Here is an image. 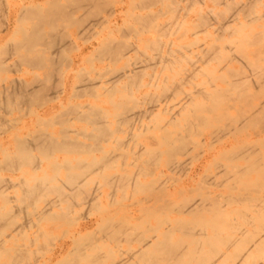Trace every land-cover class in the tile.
Here are the masks:
<instances>
[{
  "label": "rangeland",
  "instance_id": "1",
  "mask_svg": "<svg viewBox=\"0 0 264 264\" xmlns=\"http://www.w3.org/2000/svg\"><path fill=\"white\" fill-rule=\"evenodd\" d=\"M11 1L20 3L27 0ZM104 1L109 7L105 4L106 6L102 7L103 9L106 7L105 11L99 9L102 11L98 10L101 13L99 15L95 14L97 17L92 14L95 11L93 9L90 12V9L75 8L73 11L70 8L69 11V13L74 12V14L70 13L71 19L75 16L72 21L74 26L76 23L79 24L86 21V23L89 22L87 24L84 23L86 26L82 25V23L79 25L85 26V29L92 27L95 31L92 29L88 32L89 29H86V34L84 35L85 31H83L80 37L77 33L79 32L78 29L80 30L82 27L78 29L76 27L71 28V26L73 27L71 24H69L71 25L70 27L59 26L58 29H63V33L62 30L61 33L66 36V39L71 41L74 38L73 44L79 49L82 48L81 51L77 50V53L76 48L73 50V44L71 48L70 41L68 42L70 44V47H68L70 52L68 59L75 57L76 62L73 71L70 70L69 65H66V60H68L66 54L68 52L64 51L65 57L62 54L61 59H58L62 63V60L64 62L66 58L65 66L63 63H60L61 67L58 66L62 72L64 71V78L62 77L63 74L62 76L50 75V81L47 82L48 75L46 76V74L48 72L46 71H48V68L44 65L43 68L46 67L47 69L45 68L43 71L40 68L41 71L35 67L33 69L36 70L32 69L33 74L31 75L30 68L32 67H26V65H21V63L18 65L16 56L13 57L12 61L9 59V66L13 64L11 62H14V68L12 66L10 70H0L1 89L6 84L8 85V82L11 83L10 79L16 83L19 79L21 84L27 85V87H35L36 90L39 89V86H47L49 94L47 93L46 95L47 87H44L45 92H43L45 94L41 93L46 98L53 92L51 90L57 91L59 89L57 80L60 78L68 80L69 88L71 84L80 85V81L87 78L93 79L92 81L96 85L92 95L90 93L83 95V93L80 96H76L70 93L71 96L64 97L62 101L63 107L60 106L61 108L57 102L44 104V98H40V103H38L39 101H34L30 102L32 104L26 105V103L22 105L15 102L18 98L16 95H14L15 99L12 97L13 95L9 97L16 104V107L13 104V109H11V106L6 108L5 104H1L2 109L8 110V114L7 111L3 112L5 110L0 107V163L4 161L3 153L17 151L16 137L23 140L28 135L30 138L37 130L58 136L62 125H59L56 119H53V114L55 117L69 109L71 105H91L100 110L104 109L103 111L107 113L106 127L109 128L108 132L111 131L105 139L103 138L100 141L101 144H99L100 142L97 143V146L100 145L97 148L96 144L93 143L94 141L90 137L83 136L82 133L84 130L88 132L92 130V126L86 121L79 119L74 121L72 119L73 115H66L64 118L68 117L69 119L67 127L73 130L75 134L76 132L82 133L81 137L78 136L79 134H74V137H78L77 141L89 147L92 144L91 148L95 145L93 147L94 151L78 153L80 155H77V153L75 155L73 153L54 152L52 157L46 160L44 156L33 151L34 155L40 157L42 172L33 169L35 163L32 160H26L8 168L4 166L0 169V177L5 180L10 179L11 183L15 182L12 185L16 186L22 176L23 179L25 178L30 183H33L31 180L36 175H38L36 177L42 176L43 172H45L44 174H49V176L53 175V171L50 170L55 159L59 163L68 159L67 161L74 165L78 161V156L82 161L93 164L92 169L81 180L88 183L91 191L94 188L95 191L99 190V192H96V201L92 204L97 205L98 208L96 206L88 207V204H81L82 206L78 207L77 205L81 203V200H74L72 204L70 202V205L73 206V211L65 217L66 220H62V217H60V220L58 218H53L56 220L47 218L48 220H42L37 224L38 220L33 215H31V219L30 216L26 217L28 214L24 216L23 211L31 213L34 205L37 206V209H40L44 207L45 203L41 198L34 201L32 198H35V196L33 195L31 196L32 198L30 195V198L25 197V195L26 201L18 200L22 199L23 196L18 185L11 188V183L9 184L10 187L8 186V188L10 189L6 191L8 197L5 198L7 201L0 196V209L3 212H9L8 217L10 218L7 217L9 219L7 221H3V219L0 221V239H5L6 248L13 247L14 244H19V247H22V244L26 245L23 247L28 248L32 253L29 256L30 259L27 258L25 260L28 261L26 262L27 264H36L38 261L48 259L54 249L60 245H66L71 248L73 237L77 238L79 236L78 227L85 223H89L91 226L86 231H83L84 233L81 232L80 235L88 233L89 238L91 236L92 240L96 243L98 242L97 244L93 243L94 247H96L95 245L99 247L101 242V246L114 245L113 242V244L109 242V239L107 241V238L103 237L106 234L102 233L106 229V224L109 227L110 224L108 222L111 223V221L113 222L111 226L114 231L117 228L119 229L120 226H123V229L125 228L124 225L129 226L128 228L131 229L133 237L143 231L147 232L146 229L148 228L147 230H149L151 227H159L160 230L158 228L155 229L161 233L170 225L171 230L175 232H171L173 234L171 236L178 242L177 239L182 235V231L177 228V219L180 217L182 220L200 221L199 219H201L198 213L192 217L189 215L183 216V214L179 216L178 206L185 202H187L185 203L186 205H206V207L209 204L208 208L210 210L212 204L211 210L213 212V209L217 208L215 205H226L225 198L230 194H237V191L241 188L237 181L236 184H239V188H236L238 185L233 184L235 190H230V186L226 182L229 181L227 175L224 177V174H226L225 168L229 164L227 161L229 153L234 148L242 146L245 142L249 143V145L258 142L261 146H258L257 143L254 145L255 149L260 152L264 151L263 143H261L264 139V119L262 118L264 115V0H152L151 2L147 0H102L103 4ZM73 4L71 5L77 6V4ZM106 9H109V11H106ZM110 11L114 13L109 16ZM90 14L92 17H90ZM80 15L81 17L77 19ZM95 17L99 21L104 20L99 29H95L96 26H92V23H95ZM140 18L144 20L143 23H140ZM81 19L84 20L81 21ZM69 21L71 22V20ZM48 27L44 25V30L42 28V31L46 34L49 32L47 31ZM122 29L124 30L121 31ZM96 31H98L96 35L101 34L95 36L96 38L94 39L92 35ZM1 34H4V32ZM18 35L15 38L18 37L20 39L21 34ZM11 36V34L6 35L2 42L3 44H0V48L4 43H6L7 48H10L11 42L8 38H12ZM106 37L112 38V40L114 37V41L118 40L115 41L118 43H116L117 45L121 43L120 46H130L132 51L129 52V59H120L116 63L108 58L105 59V57L104 60L98 59L95 48L97 43ZM76 38L79 39L76 41ZM39 46L42 45L40 44ZM37 48H39L38 45L35 49ZM40 48L39 50L46 52L45 48ZM1 49L5 52L6 47ZM70 49L73 51H70ZM18 54L20 55L21 52ZM22 54L24 53L22 52ZM90 56L93 59L91 61L87 59ZM86 60L90 62H86ZM127 64H129L130 68H134L138 74L131 79L132 82L129 84L127 91L114 93L113 97L110 98L104 90L97 87L102 80L112 77L109 75L110 72L104 74V78L100 79L96 71H102L103 73L109 69L111 71L112 69H121L126 67ZM26 68H29L28 70L30 71ZM91 68L94 70H91ZM35 72L39 79L33 76ZM78 72L80 73L78 74ZM4 78H8L5 79L6 82L2 80ZM232 84H238L241 87L240 92L238 91L239 93L230 91L229 86ZM188 97H192V100L186 104ZM214 98H216L214 101L216 105L209 108L212 105L209 107L208 105L213 103ZM2 99L5 100V97L1 95L0 101ZM41 102L47 106L43 107L44 105ZM182 105L184 107L180 108ZM44 108H48L49 113L42 115ZM256 108L257 110L263 109V114L260 116L261 119H256L260 121L256 123L255 120H251L250 122L255 123L247 125L246 122L242 121V116L247 110L253 111ZM194 114L201 115L206 120V123L202 126L200 125L201 127L198 126L199 128L193 129V133L190 132L191 134L189 132L185 133L187 131L184 132L186 124L190 121L186 119H191L194 122ZM172 117L176 120L174 124L171 123ZM38 119L41 122H38ZM184 123H186L185 127ZM248 124L251 123L248 122ZM180 125L181 128H184L180 129ZM226 126H230L229 130L225 128ZM70 129L67 128L68 131H71ZM179 133H183L181 135L184 137L188 135V139H185V143H188V145H184L187 149L186 152L166 153L168 146L163 142V138L169 136V138L175 139L178 135L180 136ZM28 136L26 139H29ZM139 147H141V152L142 148H145L149 152L157 151V155L153 153L148 155L144 153L147 151L145 149L139 155L137 154ZM182 151H185V149ZM103 157L105 160H103ZM178 161L180 163L175 167L177 165L175 163ZM173 162L174 166L172 167ZM233 163L244 165L242 159L239 158H235ZM70 170L67 171H75L74 169ZM77 170L75 172L79 173L80 171ZM65 172V167H62L58 172L57 178L63 179L67 173ZM257 176L251 173L245 180L254 182L258 177L260 178V176ZM113 177L115 181L120 177L123 180L121 182L120 180L117 181L118 184L112 182L110 186L107 182L112 179L114 181ZM130 180L137 181L140 185L133 184ZM238 180L240 181V179ZM96 182L99 186H96ZM67 189L65 190L67 191ZM6 193L4 196H7ZM250 195L253 197L258 196L254 192ZM47 199L54 200L56 196L51 193ZM61 205L65 206L66 204L63 202ZM208 208L201 213L204 221L205 219L206 221H208L207 219L212 220L210 218L212 213L206 212ZM59 209L53 208L52 212L56 211L55 213L59 214L61 213ZM223 209L225 212L229 211L226 206ZM204 212L206 215H203ZM164 217L168 219L164 220ZM67 218H70V220ZM25 219L32 220L34 227L25 225ZM10 220L11 222L8 223ZM162 220L165 224L161 222ZM163 224L166 227L164 226L163 228ZM2 225L3 227H1ZM21 226L23 227L21 233H12V230L20 229ZM101 226H103L102 229L100 228ZM148 226L151 227L149 228ZM131 227H136L137 232H134L135 228L133 230ZM138 227L142 231L137 229ZM198 227L200 229V226ZM112 228L109 227L108 231L113 232V230H110ZM128 228L126 227L125 230L120 228V230L127 233L130 230L127 231ZM174 228H177L181 233ZM152 229L154 230V228L150 230ZM153 230L152 233L155 234ZM209 230L211 231L210 227L206 230L208 232L205 231V234L209 235L211 233ZM1 231H4V233H1ZM194 231H198L197 226ZM152 233L150 232L151 235H153ZM150 234L148 233V235ZM94 235L98 238L103 237L106 240L104 239V242L97 240ZM144 237H147V235ZM13 238L17 240L14 241ZM132 240L129 239V242L124 240L126 244L123 243L121 245L122 250H125V248L127 250L128 246H130L129 244H131V248L137 247L138 244L136 242L137 245L135 243L132 244ZM105 241L107 242L105 243ZM82 242L88 243V241ZM93 246L91 247L94 248ZM7 258L8 256L6 260L2 258L1 262L6 264L8 262ZM56 260L54 259L52 264H56Z\"/></svg>",
  "mask_w": 264,
  "mask_h": 264
},
{
  "label": "bare ground",
  "instance_id": "2",
  "mask_svg": "<svg viewBox=\"0 0 264 264\" xmlns=\"http://www.w3.org/2000/svg\"><path fill=\"white\" fill-rule=\"evenodd\" d=\"M27 1L26 2L22 1L20 3H13L11 0H0V12H1L0 13V21H1L0 44L4 41L6 35H9V34L12 35L11 36L12 38H10V39L8 38V40L11 42L10 48H7L6 43H4V45H6L5 46L6 47V49H5L6 53L4 51H2V49H1L2 47L5 48L4 45H1V48H0L1 49V51H0V70L1 71H4V69H5V71L10 70V68H12L14 62H11L13 64H11V66H9V63H10L9 59L12 61L13 57L16 56L15 58H17L18 61L17 60H15V61H17L18 65H19V63H21V65L24 64V65H26V67L27 66L32 67V68H30L31 72H32V73L30 72L31 75L33 74V71H32L33 68L36 67L39 70H41L40 68H42V70H43L47 67L48 68V71H46V72H48V74H46V76L48 75L47 76L48 81L46 80L47 82L50 81L49 78H51V76H53V75L62 76V74H63L62 77L64 78V76H65L63 73L64 71L62 72L61 69H59V67H61V65H60L61 61L58 59L59 58L61 59L62 54L65 57V54H64L65 52H68L67 53L68 56L66 54V57L68 59V57L70 56L69 55L70 52H69L68 47L71 46V48H72V44L74 43L73 42L74 38H72V40H71L72 43H71V41L69 39H66V36L62 34L63 29H61L62 33H61V30L58 29L59 26L70 27L71 25H73L72 21L74 20L73 18H75V16H73V18L71 19L70 13L74 14V12L69 13L70 8L72 10L75 8H81L84 10L90 9V12L92 11L91 9H93L95 11H94V13L92 12V14H94V15L98 14L99 15L101 13L99 11H102V10L105 11L106 7L104 9L102 7H104V5L106 4L105 3L106 1H104V4H103L102 0H29L28 2ZM147 1L151 2L152 0H147ZM72 3L77 4V6L76 5H75L76 7L72 6L71 5ZM78 3H82V4H78ZM106 5L109 7L108 4H106ZM99 9H102V10H99ZM109 9H106V11H109ZM96 11L99 13H97ZM113 13H114L113 11H110L109 16L112 15ZM83 14H84V12H83ZM75 15H76V11H75ZM78 15H79V13H78ZM94 15H93V17H94ZM79 17H81V15L78 16L77 19H79ZM90 17H92L91 14H90ZM96 17L94 18L95 23H92V26L93 27L96 26L95 29H97V28L99 29L100 25H102L104 23V20L99 21V20H97ZM66 18H69V19L66 20ZM64 20H65V22H64ZM69 20H71V22ZM82 20H84V19H81V21ZM61 21H63V23H61ZM66 21H67V23H66ZM139 21H140V23L144 22V20H142L141 18ZM145 21H147V20H145ZM81 23H79V24H81ZM84 23H86V21ZM84 23H82V25L86 26V24L89 22H87L86 24H84ZM69 24H71V25H69ZM79 24L76 23L75 26L73 25V27L71 26V28H74V27H76L77 29L81 28L82 26ZM44 25H47V27L48 26L50 27V30L48 27L47 31H49V32H47V34L44 33V31H42V28ZM77 25H79L80 27ZM85 26H83L80 30L78 29V31H79V32L77 31L78 33L76 32L79 36H80V34L83 33V31H85L84 35L86 34L87 28L85 29ZM89 27H90V25H89ZM92 29L93 28L91 27L88 30V32ZM43 30H44V28H43ZM123 30L124 29H122L121 31H123ZM93 31H95V30L93 29ZM98 31L93 32L95 34V35L94 34L92 35L94 37V39L96 38L95 36H97V35L99 36L101 34L99 32L100 34L96 35V33ZM3 32H4V34H1ZM109 32H111V31H109ZM74 33H75V31H74ZM18 34H21L20 39L18 37L15 38L16 35H18ZM109 34H110V36H112L111 33H109ZM79 36H77V37H79ZM107 38L108 37H106L105 39H101V40L99 39L100 42L97 43V46L95 48V50H97V52L94 50L98 54V55H96L94 53L96 55V57L100 60H102V59L104 60V57H105V59L108 58L109 60H111L114 63H116L120 59L128 60L129 59V52L132 51V49H130V46L129 47H127L125 45L120 46L121 43H120V45H117L118 43L115 41H118V40L114 41V37H113V40H112V38L111 39L110 38L107 39ZM77 39H79V38H76V41H77ZM69 41H70L71 45L68 44ZM40 44L42 46H39ZM37 45L39 48L35 49V47H37ZM40 47L45 48L46 52L44 50H39V49H41ZM73 48H74L73 50H75V48H76V51L77 50L81 51V49H82V48L79 49L74 44H73ZM7 49H9V50L6 51ZM22 50H24V51H22ZM73 50L70 49V51H73ZM124 50H125V52H124ZM78 51H77V53H78ZM19 52H21L20 55L18 54ZM22 52L24 54H22ZM91 56L94 57L93 55H91ZM91 56L89 58H87L90 61L93 60V59H91ZM94 59H95V57H94ZM65 60H66V58H65ZM65 60H64V62L62 60L63 65L65 66L64 63L67 61L66 65L67 66L69 65L68 66L69 69L73 71V69L75 68L76 58L71 57L68 60H66V61ZM88 60H86V62ZM90 61H88V62H90ZM43 65L46 67L43 68L44 67ZM121 67H124V66H121ZM121 67H119V68H121ZM13 68H14V66H13ZM26 69L28 70L29 68H26ZM33 70H36V69H33ZM91 70H94V69L91 68ZM109 70L104 71L103 73H102V71L101 72L96 71V74H99L98 75L99 78L103 79L104 74H108L110 72L109 75H111L112 77L108 78L106 80H102L100 82V84L97 86V87H100L102 90H104V92H106L110 96V98L113 97L114 93L127 91L128 86H130L129 84L132 82L131 79H133L134 75L138 74V72H135L134 68L132 69L129 67V64H127L126 67L121 68V69H112V71H111V69H109ZM28 71H30V70H28ZM77 71H79V70H77ZM79 73L80 72H78V74ZM27 74H29V73H27ZM41 74H44V73L41 72ZM139 74H141V73H139ZM33 76H35V78H38L36 72ZM46 76L44 74V77H46ZM53 78H55V77H53ZM5 79H8V78H4L2 80H5ZM31 79H33V78H31ZM92 80L93 79H91V78H87L86 80H81L80 85L77 86V85L71 84V87L69 88L68 80L66 78L65 79L60 78L59 80H57V82H59L58 83L59 89L57 91L51 90L53 92L49 95L48 98H46V96L44 95L45 97H43L41 93L45 92L44 89L47 86L45 87V85H42L43 88H42V86L41 87L39 86V89L37 87L38 90H36L35 87L34 88L27 87V85L21 84L19 82L20 81L19 79H18L17 83L12 82L10 79L11 83L8 82V85L6 84L5 86L2 87V89L0 87V96L2 95V97H5V100H3L4 99L3 98L0 101V105L5 104L4 106H7L6 108H8V107L10 108V106H11V109H13L14 103H13V100H11L9 97H11L12 95H13L12 97H14V95H16V97H18L17 98L18 100L16 99L15 102L21 103L22 105L26 104V103H27L26 105H29L30 102H34V101L38 102L40 100V98H42V99L44 98V101H45V102L43 101L44 104L50 103V102L51 103L57 102L59 104V107L60 106L63 107L62 101H63L64 97L71 96L70 93H72V95H76V96H80L83 93H84L83 95H85L86 93H88V94L90 93L92 95L94 93L95 87H96V85L94 84V82ZM5 82H6V80H5ZM44 82H45V80H44ZM127 82H129V83H127ZM2 84L4 85L3 81H2ZM28 84H30V82H28ZM0 85H1V83H0ZM229 87H230L229 88L230 91H235L237 93L240 92L239 90L241 87L238 84H235V85L232 84ZM29 88H30V90H29ZM47 93L49 94L48 87L46 89V95H47ZM16 97H14V99ZM215 99L216 98H214V100L212 101L213 103H210L208 105V107L210 105H212L209 108H212L213 106L216 105L214 103ZM188 100H187L186 104H188V102H190L192 100V97H188ZM38 103H40V101ZM30 104H32V103H30ZM2 105L0 106L1 109H2ZM15 105L16 104H14V106ZM184 105H185V103H184ZM45 106H47V105H44L43 107H45ZM183 107L184 106L182 105L180 108H183ZM69 109L65 110L64 112L62 111L63 113H60L59 115H57L55 117L53 114V119H56L57 123L59 125H62L61 132L59 133L58 136L50 134V133H46L45 131H42V130L41 131L37 130V132L35 134L31 135L30 138L28 135H26L24 137L25 140L24 139L21 140L22 138L17 139V137H16L15 138L16 144L18 145L17 151L15 150L12 153L11 152L10 153H8V152L3 153L5 151L4 150L2 152L4 155V161L2 163H0V169H2V167H4V166L8 168V167H12L13 165L16 166L17 163L20 164L26 160H32L33 163H35V165L33 166V169L38 170L40 172L41 169L43 170V168L41 167L40 159H39L40 157L34 155L33 151L34 152L36 151L37 153H39V155L44 156L45 160L47 158L50 159L54 152H58V153L63 152L66 154L67 153L68 154L73 153L75 155L77 153V155H80L78 153L82 154L83 152L89 153V151H92V150L94 151L93 147L95 145L91 148L92 144L89 147L88 145H85L84 143H83L84 144L83 145L81 142L79 143V141H77L78 137L77 136L74 137L75 133H73V130H71L69 127H67V123H68L69 119H68V117L64 118V116H66V115H68V116L73 115V117L75 116V118L72 117V119L74 121H75V119H79L82 121H86L88 124H90L92 126V130H90L89 132L84 130V132H82V133H83V136H85L87 138L90 137L92 139V141H94L93 143H95L96 146H97V143H99L100 141H102L103 138L105 139L109 135V132L111 133V131L108 132L109 128L106 127V124H107L106 123L107 122L106 114L107 113L103 111L104 109L100 110L99 108H96V107L91 106V105H79V104H77L75 106L71 105V107ZM2 110H5L3 112L7 111V114H8V110H6V109H2ZM260 110L259 109L257 110V108L254 109L253 111L247 110L246 113L242 116V121L244 123L246 122L247 125H253V123L259 122L260 120L257 121L256 119L260 118V116L263 114L262 113L263 109L261 111ZM46 113H49L48 108H44V110H42V115H45ZM36 115H37V113H36ZM262 118L264 119V115ZM193 119H194V122H192L193 120H191V119H186L187 121L190 120L191 122L189 121V123H187V124L184 123V127H185V124H186V127H185V130L184 129L183 130H184V132L187 130L185 133H188V132L193 133V129H196V127L199 128L198 126H200V125L202 126L203 124L206 123V120L201 115L194 114ZM40 120L43 122V120L41 118H40ZM40 120L38 119V122H41ZM251 120H253V121L255 120V122L252 123V122H250ZM175 122H176L175 118L172 117L171 123L174 124ZM248 122L251 124H248ZM65 126L68 129H70L72 131V133H71V131H68ZM184 127H182V128H184ZM229 127L226 126L225 128H227L229 130ZM182 128L180 125V129H182ZM74 131L76 132V130H74ZM82 133L80 132V134H79L76 132L75 135L79 134L78 136L81 137ZM181 134H183V133H181ZM181 134H180V136L178 135V137H176L175 139L169 138V136H165L163 138V142L165 143L166 146H168L166 153L176 154V153L186 152L187 149H186V147H184V145H188V143H185V139L186 138L188 139V135H187V137H184ZM27 136L29 139H26ZM12 140H14V139H12ZM263 141H264V139H263ZM263 141L262 142L260 141L261 143H263L262 147H264ZM174 143H176V144H174ZM245 143L242 144V146H240V147L234 148L229 153L228 160H227L229 164L227 167L225 166L226 167L225 168L226 174H224L225 175L224 177H226V175H227V179L229 180V181L225 180L226 182H228V186H230L229 189L235 190L234 185L238 181V183L240 184V187H241L240 190L237 191V194H230L225 198L226 199L225 200L226 205H215V204H213V205H215V207H217V208L212 207V208H214L213 212L211 210L212 204L210 206V210L208 208L209 204L207 205V207H206V205H195V204L186 205L185 203H187V202L179 205L178 206V213H180V215L178 214L179 216H181V214H183V216L189 215L192 217V216H196V214L198 213L199 217L201 219H199L200 221H193L191 219L190 220H188V219L182 220V219H180L181 217L178 218L177 219V221H178V227L177 228L179 230H181L182 233H181V231H178L177 228H174V229L175 230L177 229L176 231L180 232L183 235V237H181L182 235L179 236L180 238L177 237V238H179V239H177L178 242L176 241V239L175 240L173 239L174 237L172 238V236H171V235H173V234H171V232L172 233H175V232L173 230H171L170 225L167 228L164 225L165 223L163 220L161 221L164 223L163 228H164V226L166 227L164 229L165 230L164 232L162 231L160 233L159 231H157L155 229V228H158L160 230L159 227H151L150 226L151 228H154V230L153 229L152 230L155 234H153L152 230H150L151 228L148 226L150 228L149 229L150 231L147 230L148 229L147 228L146 229L147 232H144V231L141 232L144 235H142L141 233L140 234L138 233L139 235H136V237H133V233L131 234L132 231L130 228H128L129 226L124 225L125 228L126 227L128 228L127 231L130 229L127 233H126V231L120 230V228L123 229V226L122 227L120 226L119 229L116 226L117 229H116V231H114V229L111 226V224H113V222L111 221V223H110L107 221L110 224L109 227L112 228L110 230H113L114 233L108 231L109 227L106 224V229L103 230V232H102V233L106 234V236L104 235L103 237H106L107 241L109 239L110 240L109 242L110 243L113 242L114 245L110 246L111 245L110 244L109 246L108 245L107 246H105V245L101 246V243H102L101 242L100 243L101 247L100 246L98 247V245H95L96 247H94L93 245L97 244L98 242L96 243L94 240H92L91 236L89 238L88 233H87L88 235L85 233L87 236L85 234L80 235L81 232L86 231L91 226L89 223H85V224L80 225L78 227L77 232H78L79 236L77 238L73 237L71 248H68L66 245H60L58 248L54 249V251L52 252L51 256L48 259L41 260L40 262L38 261V263H36V264H52L54 259H57L56 264H141V263H143V264H264V151L260 152L259 150L255 149L254 145L257 144L258 142L251 144V145H249V143H246V144ZM99 144H101V142ZM257 145L261 146L259 143ZM99 146H97V148ZM140 148L141 147H139V152L137 153L139 155H140V153L144 152L145 150H147V151H145L144 153H147L148 155L151 153L157 155V151L149 152L148 149L142 148L143 150L141 152ZM184 149H185V151H182ZM0 150H1V148H0ZM235 158L242 159L244 165L233 163ZM67 160H63L61 163H59L55 159V161H53V163H52V166H51V164H49V166L52 167V169L50 171H53L52 172L53 175H51V176H49V174L48 175L44 174L45 172H43V175L39 176V177H36L38 175L35 174L36 175L35 178L33 180H31L33 183H30V181H27L25 178L23 179V176H22V179H20V181L18 183H16L21 188V192L23 193L22 199L20 198L18 200H22V201L25 200L26 201V199L24 198L25 195H26L25 197H29V195L31 197L33 195V196H35V198H32V197L31 198L34 201L41 198V200H43V202L45 203L44 207H41L40 209H37V206L34 205L31 213L28 211H26V213H25L23 211L24 216H26L28 214V216H26V217L30 216V219H31V215H33L38 220L37 224L39 222H41L42 220H48L47 218H50V219L51 218L52 219L58 218V220H60L61 219L60 217H62V220H66L65 217L70 215L73 211L72 210L73 206L70 205V202L72 204L74 202V200H81V203H78V205H77L78 207L82 206L81 204H85V205L88 204V207L96 206V208H98L97 205H92V204H93V202L96 201V197H97L96 192H99V190L95 191V188H94V190L91 191V187L90 188L88 187V183L83 182L81 180V178H84L85 174L89 170L92 169L91 167L93 166V164L92 163H86V161H82V159H79L78 156H77L78 161L76 160L77 163L74 165H71L72 163L70 161H67ZM79 160H81V161H79ZM103 160H105L104 157H103ZM178 163H180V161L175 163V164H177V165H175V167L178 166ZM172 164H173L172 165V167H173L174 162ZM94 166H95V164H94ZM62 167H65L67 173L65 172L66 175L63 179H59V178H57L58 177L57 175H58L59 170ZM68 168H70L71 170H73V169L75 170L77 168L78 170L77 169L76 170L80 171V172L76 173L75 172L76 170L69 172V171H67V170H70ZM222 168H223V166H222ZM251 173L255 174L256 176L257 175L260 176V178L257 176L258 179L255 180L254 182H247L245 179ZM238 179H240V181ZM119 180L121 182L123 180V178L120 177V178L116 179V181L114 178V181H113V179L109 180V182H107V184L109 183L110 186L112 185V182H115L118 184L117 181H119ZM130 181H132L133 184L140 185V183H138L137 181H134V180H130ZM230 182H232V183H230ZM10 183H11L10 179L5 180V179L0 177V196L5 201H7V199H5L6 197H8V194L6 193V191L8 189H10V188H8ZM12 183H15V182H12ZM12 183L10 185L11 188L14 185V184L12 185ZM92 183H94V182H92ZM238 183L236 184V185H238V186H236V188H239ZM96 184H97V182H96ZM16 186H13V187H16ZM96 186H99V184H97ZM66 188H68L67 191L65 190ZM113 191H115V190H113ZM252 192L258 194V196H256V197L251 196L250 194ZM5 193L7 196H4ZM51 193L56 196V199H54V200H48L47 199L48 195ZM33 200H31V201H33ZM218 200H220V199H218ZM63 202H64V204H66L65 206L61 205ZM233 204H239V205H233ZM225 206L227 208H229V211H226V212L224 211L223 207H225ZM53 208H58V209L60 208L59 210L61 211V213L56 214L55 213L56 211L52 212ZM207 208L209 211L206 210V212L212 213V217L209 215L212 220L207 219L208 221H206V219H205V221H204L203 220L204 217H202L201 213L204 209H207ZM8 215H9V212H3L1 210L0 221H1V219H3V221L4 220L7 221V219L9 218ZM203 215H206V213L204 212ZM30 219L29 220L25 219V221L27 223V224L25 223V225H29V227H34V222ZM67 219L70 220V218H67ZM167 219L168 218L165 219V217H164V220H167ZM53 220H56V219H53ZM209 220H210V222H209ZM10 222H11V220L8 223H10ZM165 222H167V221H165ZM207 222L209 223V225H207L208 224ZM13 225H14V223H13ZM160 225H162V224H160ZM114 226H115V224H114ZM196 226L198 228V231H194V229L196 230ZM198 226H200V229ZM1 227H3V225ZM102 227L103 226H101L100 228L102 229ZM205 227L211 228V231L209 230L211 232L209 235L205 234L206 232H208V231H206L208 228L203 229ZM22 228L23 227L21 226L20 229H14V230H12V233H18V232L21 233L23 231ZM37 228H36V230H37ZM125 228L123 230H125ZM131 228L133 230L135 228L134 232L135 231L137 232L136 227H131ZM137 229H139V227ZM140 231H142V230H140ZM150 232L154 236L151 235ZM1 233H4V231L3 232L1 231ZM36 233H37V231H36ZM122 233H124V234H122ZM145 233H147L146 234L147 237H144V236H146ZM148 233L150 235H148ZM99 234H100V230H99ZM107 234H109V235H107ZM107 236H109V237H107ZM7 237H9V236H7ZM94 237H95V235H94ZM94 237H93V239H94ZM103 237H99V238L97 237V240L99 239L100 241L102 240L104 242L105 238H103ZM35 238H36V236H35ZM8 239H10V237ZM13 239H14V241L17 240L15 238H13ZM123 239L126 242H129V239H131V240L134 239V240H132L133 243L132 242H130V243L134 244L136 242L138 244V246L131 248L130 247L131 244H129L130 246H128L127 250H126V248H125V250H122L121 245H123V243L126 244ZM82 241H84V242L88 241V243L85 244ZM107 241H105V243ZM5 243H6L5 239L1 238L0 239V264H4V262L3 263L1 262V259L5 258V260H6L7 256H8V258H7L8 262L6 264H20V263L25 264L26 262H28L25 260L27 258L30 259L29 256L32 253H31V250L29 251L28 248H27L28 249L27 250L26 248L23 247L26 245H23L21 243L22 247L21 246L19 247L18 246L19 244H17V245L14 244V246H13L14 248L13 247L6 248ZM33 243H35V242H33ZM16 246H18V247H16ZM91 246H93L94 248H92ZM29 261H31V260H29Z\"/></svg>",
  "mask_w": 264,
  "mask_h": 264
}]
</instances>
